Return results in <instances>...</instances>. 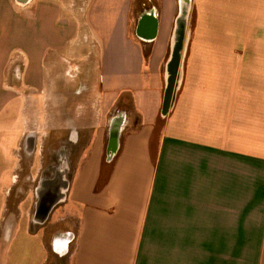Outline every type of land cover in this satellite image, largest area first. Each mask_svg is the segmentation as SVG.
Returning a JSON list of instances; mask_svg holds the SVG:
<instances>
[{
	"label": "crops",
	"instance_id": "0c3cea01",
	"mask_svg": "<svg viewBox=\"0 0 264 264\" xmlns=\"http://www.w3.org/2000/svg\"><path fill=\"white\" fill-rule=\"evenodd\" d=\"M8 1L52 44L0 88V134L45 157L28 181L67 187L32 236L42 264H264V0H187L172 79L183 0H92L86 24L63 0ZM35 78L43 102L13 116Z\"/></svg>",
	"mask_w": 264,
	"mask_h": 264
},
{
	"label": "rangeland",
	"instance_id": "374dc122",
	"mask_svg": "<svg viewBox=\"0 0 264 264\" xmlns=\"http://www.w3.org/2000/svg\"><path fill=\"white\" fill-rule=\"evenodd\" d=\"M91 1L63 0V4L66 9L72 10V14L75 16L80 15L81 23L86 24V12ZM135 11L136 2L133 5V18L135 17ZM26 14L23 12V15ZM21 20L20 15L12 11V6L8 0H0V88H5L4 84L11 85V80L18 73L28 71L29 76L40 65L43 66L44 60L40 58L46 52V49L52 45L50 44L51 41L48 40L49 38L44 36L41 22L30 26L29 23H23ZM195 26L196 24H186L184 46L181 51L182 58L185 55L189 40L194 35ZM6 70L7 77L4 81H1V74L4 75ZM36 78L29 83L31 85L18 87L20 97L15 103V109L13 108V116L20 118L22 115L29 116L27 112L24 114V107L27 106L28 99L30 100L29 97L36 101L37 106L43 102L44 93L40 92L41 84ZM18 81L16 79V82ZM5 93L8 94L9 92L5 90ZM8 95L10 96V94ZM36 115L32 111L30 116L34 117ZM18 136V131L11 135L0 134V264H42L44 253L40 248V239L37 236H32L36 235L34 233H37L39 227L43 224L45 226L49 225L48 229L52 228L58 216L63 215V210L62 205L58 204L52 209L45 222H41L40 219L35 220L36 193L41 180L32 183L28 179L33 174L35 176L39 174L38 169L42 166L45 157H41L40 153L36 157L34 155L29 156L24 151L15 149L17 143H15V146L12 144V137L17 140ZM77 163L78 157H70L69 172L65 174L67 177L71 178L73 176ZM30 165H32L33 172H29L28 167ZM29 212L33 214L31 219L33 227L30 231L32 234L25 229L27 223H25L24 216ZM4 216L5 221L3 220ZM11 217L12 220L8 222ZM54 233L52 232V234ZM61 260L58 259L57 262L51 259L46 264H70L68 259Z\"/></svg>",
	"mask_w": 264,
	"mask_h": 264
},
{
	"label": "bare ground",
	"instance_id": "6f19581e",
	"mask_svg": "<svg viewBox=\"0 0 264 264\" xmlns=\"http://www.w3.org/2000/svg\"><path fill=\"white\" fill-rule=\"evenodd\" d=\"M183 17L179 19L178 21V24L176 25V33L174 35V48H173V51L174 49L176 48L177 46V42H179L178 46L181 47L182 46V42H183V38H184V32H185V27H186V16H187V13L186 12V9H187V0H183ZM21 5V4H19ZM22 7L23 6H26V5H21ZM182 41V42H181ZM182 49V48H181ZM181 49H180V52L179 54H181ZM169 76H170V73H169ZM57 179H60V177H58ZM53 193H50V191H47V192H43L42 193V196H46V195H54V201L51 202V203H46L45 204V207L44 209L46 210L47 208H49L50 206H52L57 199H55V197H60L58 200H62L63 199V194L62 195H59L56 191V188L55 189H52ZM65 190V189H64ZM65 192V191H64Z\"/></svg>",
	"mask_w": 264,
	"mask_h": 264
},
{
	"label": "flooded vegetation",
	"instance_id": "af4514ba",
	"mask_svg": "<svg viewBox=\"0 0 264 264\" xmlns=\"http://www.w3.org/2000/svg\"><path fill=\"white\" fill-rule=\"evenodd\" d=\"M62 161V160H61ZM62 164H63V167L64 168H68V164H67V162L65 161V158H64V160L62 161ZM65 165H66V167H65ZM59 180L60 179H56L55 181H54V184L56 183L57 184V186H56V191H57V193L59 194V195H64V189H65V186H63V185H61L60 183H59ZM50 183H46V184H44L43 186H40L39 188H38V190H37V197H38V199L36 200V204H37V211H38V214H39V218L41 219V217H42V215H43V210H44V207H45V204L46 203H51V202H53L54 201V198H53V200H52V198H51V195H46V196H42V193L45 191V192H47V191H51V190H49L50 188ZM60 197H55V199H57L56 200V202H62V200H58ZM50 202H49V201ZM55 202V203H56ZM54 203V204H55Z\"/></svg>",
	"mask_w": 264,
	"mask_h": 264
},
{
	"label": "water",
	"instance_id": "95a60500",
	"mask_svg": "<svg viewBox=\"0 0 264 264\" xmlns=\"http://www.w3.org/2000/svg\"><path fill=\"white\" fill-rule=\"evenodd\" d=\"M19 4L21 5H26L30 0H17ZM179 42H177V46L176 48L174 49L173 51V56H172V59H171V62H170V65H169V73H170V79H172L174 73H175V66L177 64V60H178V55H179V52H180V47L178 46ZM171 90V83H170V86H169V89H168V94ZM167 94V95H168ZM67 190V187L65 186V191ZM65 199V193H64V196H63V199L62 201H64ZM59 202H56L55 204H53L52 206H50L49 208H47L46 210L44 209L43 211V215L40 219L41 222H45L48 217H49V214L51 213L52 209L58 204Z\"/></svg>",
	"mask_w": 264,
	"mask_h": 264
},
{
	"label": "trees",
	"instance_id": "16d2710c",
	"mask_svg": "<svg viewBox=\"0 0 264 264\" xmlns=\"http://www.w3.org/2000/svg\"><path fill=\"white\" fill-rule=\"evenodd\" d=\"M175 33H176V30H175ZM175 33H174V35H175ZM166 100H165V105H166V101H167V98H165Z\"/></svg>",
	"mask_w": 264,
	"mask_h": 264
}]
</instances>
